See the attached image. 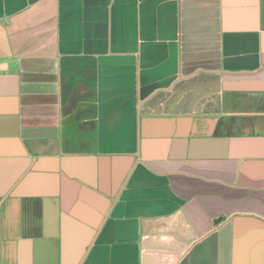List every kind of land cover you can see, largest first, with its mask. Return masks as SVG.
<instances>
[{"label":"crops","instance_id":"0c3cea01","mask_svg":"<svg viewBox=\"0 0 264 264\" xmlns=\"http://www.w3.org/2000/svg\"><path fill=\"white\" fill-rule=\"evenodd\" d=\"M0 264H264V0H0Z\"/></svg>","mask_w":264,"mask_h":264}]
</instances>
